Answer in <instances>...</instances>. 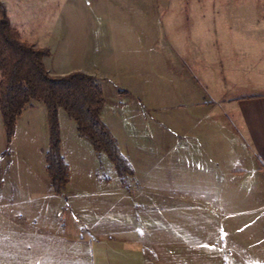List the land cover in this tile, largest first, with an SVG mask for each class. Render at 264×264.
I'll return each mask as SVG.
<instances>
[{"label":"rangeland","instance_id":"obj_1","mask_svg":"<svg viewBox=\"0 0 264 264\" xmlns=\"http://www.w3.org/2000/svg\"><path fill=\"white\" fill-rule=\"evenodd\" d=\"M0 1L23 40L50 50L45 63L52 75L82 70L98 79L107 98L101 116L135 170L120 177L60 110L67 182L56 195L45 170L47 111L34 100L18 119L9 147L0 114V223H7L5 216L16 231L20 213L43 212L51 207L46 202L56 213L72 210L81 219L83 212L104 215L111 225L138 210L160 221L185 206L188 213L209 214L225 205H211L207 198L233 193L199 186L215 168L219 180L241 186L235 195L247 193L242 184L251 179L252 165L230 102L264 91V75L242 70L249 43L243 5L250 3L251 24L264 22V0ZM260 31L251 29L256 41ZM254 49L257 54V43ZM196 92L199 101L191 97ZM195 101L198 107L214 102L210 119L180 120ZM194 198L202 203L182 205ZM257 244L252 248L264 249ZM5 260L0 250V264H18L12 255Z\"/></svg>","mask_w":264,"mask_h":264},{"label":"crops","instance_id":"obj_2","mask_svg":"<svg viewBox=\"0 0 264 264\" xmlns=\"http://www.w3.org/2000/svg\"><path fill=\"white\" fill-rule=\"evenodd\" d=\"M243 6L250 16V3L244 2ZM249 16L243 24L245 42L249 43L243 47L242 70L248 75L257 71L255 74L261 76L264 75V33L260 31L256 41L251 29L262 30L264 22L251 24ZM255 43L259 49L257 54ZM257 91L230 102L252 165L251 179L242 184L247 190L244 196L235 195L239 192L235 193L234 189L241 187L238 183L219 180L220 171L215 168L207 170L211 171L207 181L201 183L200 178L195 182L216 189L233 188V193L207 198L211 205H225L209 214L188 213L185 206L174 214H162L168 218L160 221L154 218L155 213L139 214L138 210L126 215L129 218L119 224L111 225L103 221L104 215L83 212L81 219L72 210L68 214L56 213L46 202L51 207L43 212L20 213L16 231L10 229V219L2 216L7 221L0 223V250L4 260L12 255L14 261L18 258V264L24 261L32 264H264V249L252 248L259 245L257 242L264 244V91ZM199 95L196 92L191 97L198 100ZM212 101L200 107L196 101L194 106H185L180 120L210 119L213 103H219ZM183 201L182 205L202 203L197 198ZM242 232L249 234L242 238ZM208 253L209 256H203Z\"/></svg>","mask_w":264,"mask_h":264},{"label":"trees","instance_id":"obj_3","mask_svg":"<svg viewBox=\"0 0 264 264\" xmlns=\"http://www.w3.org/2000/svg\"><path fill=\"white\" fill-rule=\"evenodd\" d=\"M50 55L49 49L22 39L0 1V114L6 133V147L12 142L18 119L32 101L37 100L44 104L47 111L49 145L45 170L56 194H62L67 182L60 110L75 121L79 135L87 138L95 151L107 156L120 177L133 176L135 170L122 154L114 133L101 116L107 102L101 83L82 70L52 75L45 63V58ZM9 152V148L4 149V153Z\"/></svg>","mask_w":264,"mask_h":264}]
</instances>
